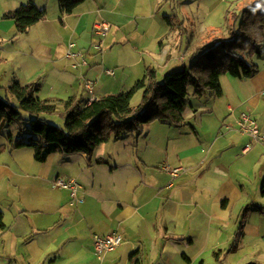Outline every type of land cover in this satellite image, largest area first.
Instances as JSON below:
<instances>
[{
    "label": "crops",
    "instance_id": "crops-1",
    "mask_svg": "<svg viewBox=\"0 0 264 264\" xmlns=\"http://www.w3.org/2000/svg\"><path fill=\"white\" fill-rule=\"evenodd\" d=\"M4 1L2 18L29 0ZM34 1L46 15L28 32L19 34L9 19L0 29V75L38 81L39 95L63 107L71 97L90 104L125 92L156 69L159 55L169 62L164 39L176 28L160 11L190 0H85L68 14L59 0ZM210 1L207 16L222 4L224 23L205 25V43L186 27L191 16L177 30L175 47L181 52L187 37L193 59L223 31L232 6L255 0H218V9ZM97 21L110 24L106 34ZM259 64L251 78L223 75L219 96L198 97L191 88L183 123L152 121L139 135L101 143L91 159L57 151L40 162L23 152L30 146L16 147L19 135H0V264H264V143L252 144L239 126L248 113L264 132V60ZM166 164L182 167L180 174ZM57 176L77 179L81 202L54 186ZM116 231L123 243L97 254L94 235Z\"/></svg>",
    "mask_w": 264,
    "mask_h": 264
},
{
    "label": "trees",
    "instance_id": "trees-1",
    "mask_svg": "<svg viewBox=\"0 0 264 264\" xmlns=\"http://www.w3.org/2000/svg\"><path fill=\"white\" fill-rule=\"evenodd\" d=\"M84 1L59 0V3L61 10L68 14ZM45 15V9L29 0L6 12L3 18L13 20L21 34L28 32ZM229 15L234 20L230 36L214 37L198 47L190 67L169 71L162 81L158 80L156 69L151 68L131 89L101 96L90 104H84L79 97H71L64 101V126L45 119V114L56 113L62 107L60 102L39 95L41 84L38 81L14 80L7 88V97L0 96V133L5 122L19 118L21 111L30 113L28 140L19 137L15 145L32 147L35 159L43 162L50 153L57 151L65 154L86 152L91 159L101 143L129 134L139 135L145 124L155 120L183 123L191 87L198 97L209 92L219 96L223 75L251 78L259 72V64L252 58L264 55V0H255L239 13L230 11ZM174 18V15L166 16L173 29ZM139 91H142V102L134 106L132 101ZM9 96L14 97L16 103ZM5 227L4 213L0 209V232ZM219 263L224 264L221 259Z\"/></svg>",
    "mask_w": 264,
    "mask_h": 264
},
{
    "label": "rangeland",
    "instance_id": "rangeland-1",
    "mask_svg": "<svg viewBox=\"0 0 264 264\" xmlns=\"http://www.w3.org/2000/svg\"><path fill=\"white\" fill-rule=\"evenodd\" d=\"M210 3H211L210 0H198V1H188L187 3H184L182 6L181 5L178 6V3H176V1H175V4H173L175 11L170 9L169 6H166L163 10L160 11L161 16H164L165 14L175 16V18L173 19V23H174V27L176 29L173 31H169L170 33L167 34V37H165V39H164V41L167 42V48H168L166 51V54L172 53V57H171L170 61L167 62L166 58L164 56L160 57V55H159V58L161 59L162 62L159 61V58H158V60H155V62H154L155 63L154 66L158 72V80L162 81L164 75L169 71L180 69V68H183L184 66L190 67L193 60H194L192 57V52H189L187 50V47H186V45L189 41V39L187 37H185V36L183 37L184 45L182 46L181 52L177 47H175L176 40H178V38H179L177 30H179V29L182 30V28L185 24L183 22V21H185V16H191L192 20L190 21V23L186 22V25H187L186 27H188L189 29L191 27H193L194 32H195V38H193V39L197 40L199 38L200 43H205L207 41L206 39H208L207 38L208 33L204 32V30H205L204 27L206 24H209L211 22L214 23V21H216V19H219V18H220V22L224 23L223 15L221 13L223 6H221L222 4H221V2H218V0H212V5L215 3L214 4L215 8H217L219 6V4H221L219 9L217 8L218 10L215 12V16H211V17L207 16L208 11L210 10ZM215 5H217V6H215ZM5 6H6V3L4 1L0 5V10L3 9ZM244 7L245 6H241V4H238V5L232 6L231 9L233 12L239 13L240 8L243 9ZM194 14L195 15L197 14V16L195 17ZM5 20L6 19H3L2 16L0 15V29H1V27L7 25ZM233 21H234L233 18L229 17V20L227 21V23H225V27L223 28V31L221 33L219 32V34H218V32H214L216 34L215 37H222V38L229 37L230 36V28L232 27ZM13 24H14V22H13ZM221 30H222V28H221ZM96 37L100 38L98 35H96ZM21 39L22 40H28L27 37H25V36L21 37ZM18 43L19 42H17L16 44H18ZM11 45H12V43H9V46H11ZM246 57L249 60L251 59L249 55H246ZM163 58H165V59H163ZM156 59H157V57H156ZM252 59L259 64L262 60H264V57L259 58L257 56H254ZM165 62H167L168 65H166ZM10 84H11V82L8 79L2 78V76L0 75V87H1L0 88V96L1 97H3V98L7 97V95H8L7 88ZM43 94H44V92H43ZM9 99L13 103H16V100L14 97L9 96ZM141 102H142V91L138 92L135 95V97L133 98L132 104L134 106H138ZM63 111L64 110L62 107L58 112L53 113V114H45L44 117L49 122L55 123V124L60 125V126H64L65 125V117H64V114L62 113ZM31 118H32V115L30 113L25 112V111H21L19 118H17L16 120H13L11 122H5L0 135H2L3 138H5V140H8L11 134L16 136V137H17V135H19V137H23V140H25V141L28 140L29 134H28L27 129L30 126ZM260 131H261L262 135H264V132L262 130H260ZM19 137H17L16 141H18ZM255 140L256 139H254V138L251 139V143L252 144H254L255 142L264 143V140H256V141ZM0 141H1V139H0ZM24 151L30 152L31 154L32 153L34 154V149L32 147H26L23 150V152ZM208 264H217V262L215 261V259L208 260Z\"/></svg>",
    "mask_w": 264,
    "mask_h": 264
},
{
    "label": "built area",
    "instance_id": "built-area-1",
    "mask_svg": "<svg viewBox=\"0 0 264 264\" xmlns=\"http://www.w3.org/2000/svg\"><path fill=\"white\" fill-rule=\"evenodd\" d=\"M110 28V24L103 21H97L95 23V29L102 33L106 34ZM73 56H83V53L77 52L72 53ZM86 63V61H84ZM112 72V71H109ZM87 88L92 92L93 82L87 81ZM240 130L244 133L250 134L256 140H264V135H262L257 121L248 113H243L239 120ZM164 169L170 173L172 176H178L182 170L180 166H173L171 164H166ZM54 186L58 188H67L71 191V196L73 202H81L82 199L78 196V192L81 189L80 183L75 178H64L62 176H57L54 179ZM124 241V236L120 232H112L107 235L95 234L93 237V246L97 254L102 255L108 251L115 250L119 247Z\"/></svg>",
    "mask_w": 264,
    "mask_h": 264
}]
</instances>
